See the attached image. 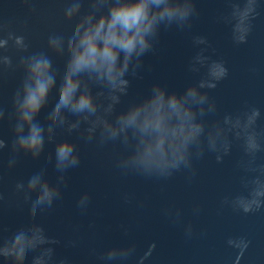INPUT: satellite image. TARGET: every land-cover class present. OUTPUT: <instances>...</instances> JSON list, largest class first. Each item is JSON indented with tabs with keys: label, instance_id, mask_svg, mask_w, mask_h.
Segmentation results:
<instances>
[{
	"label": "water",
	"instance_id": "obj_1",
	"mask_svg": "<svg viewBox=\"0 0 264 264\" xmlns=\"http://www.w3.org/2000/svg\"><path fill=\"white\" fill-rule=\"evenodd\" d=\"M75 2L0 0V248L21 231L36 249L22 264L39 255L42 264H264V0H188L187 21L161 25L138 67L133 60L126 94L87 82L96 115L61 124L50 114L67 39L93 11V0H79L69 17ZM54 37L64 38V53L50 46ZM41 53L56 87L35 118L44 142L33 152L18 144L17 97L28 61ZM202 81L215 87L200 88ZM156 84L170 95L194 88L206 97L173 146L183 158L178 168H144L133 161L131 130L114 139L105 131V122L119 131L117 118ZM62 143L74 147L77 164L57 166ZM34 177L57 193L35 212ZM0 264L17 262L0 256Z\"/></svg>",
	"mask_w": 264,
	"mask_h": 264
},
{
	"label": "clouds",
	"instance_id": "obj_2",
	"mask_svg": "<svg viewBox=\"0 0 264 264\" xmlns=\"http://www.w3.org/2000/svg\"><path fill=\"white\" fill-rule=\"evenodd\" d=\"M80 8L81 3L77 0L66 13L71 17ZM92 9L74 25L72 35L67 39L68 59L61 77L58 99L50 114L51 120L61 124L70 115L83 116L85 120L96 115L97 105L87 82L108 87L110 93L126 94L129 81L124 77L133 60H136L138 67L140 58L152 48L153 38L158 35L161 25H183L193 12L194 5L188 0H93ZM50 46L64 53L65 40L63 37L50 38ZM26 71L28 80L24 84L23 100L17 97L20 123L16 131L20 133V148L36 152L43 147L44 129L35 122V118L56 87V76L52 62L43 53L28 61ZM199 87H215V84L202 81ZM112 98L118 101V97ZM205 101L206 97L200 96L194 88L180 97L168 94L165 88L156 84L151 95L143 102L117 118L119 131L106 122L105 131L109 134L108 138L114 139L120 132L130 133L131 130V136L136 138L133 161L144 168H178L183 158H176L173 146L186 131L184 124L191 118V108L203 105ZM108 110H111V106ZM254 115L258 116L259 112L256 111ZM25 126L27 136L24 135ZM48 131H52L51 126ZM125 142H128L127 135ZM73 152L74 147L69 144L58 145L57 166L66 168L77 164L79 161ZM29 187L38 189L33 212L45 202L50 204L57 194L46 183H41L39 177L32 178ZM248 210L245 208V211ZM29 250L36 249L28 244L25 233L19 231L13 240L0 248V256L14 258L17 264H22ZM127 254L123 253L125 256ZM42 262V255L33 259V264Z\"/></svg>",
	"mask_w": 264,
	"mask_h": 264
}]
</instances>
